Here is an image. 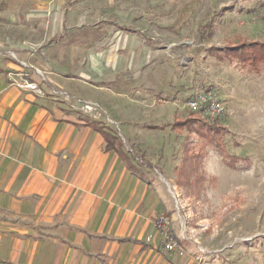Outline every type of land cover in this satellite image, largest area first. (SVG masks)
I'll return each mask as SVG.
<instances>
[{
    "label": "rangeland",
    "instance_id": "1",
    "mask_svg": "<svg viewBox=\"0 0 264 264\" xmlns=\"http://www.w3.org/2000/svg\"><path fill=\"white\" fill-rule=\"evenodd\" d=\"M73 1L118 3L125 24L148 37L113 95L83 102L115 122L121 151L133 152L164 207L155 227L168 220L159 226L179 244L167 255L121 247L117 264H264V0ZM121 49L118 66L131 63ZM197 91L223 114L189 109Z\"/></svg>",
    "mask_w": 264,
    "mask_h": 264
},
{
    "label": "crops",
    "instance_id": "2",
    "mask_svg": "<svg viewBox=\"0 0 264 264\" xmlns=\"http://www.w3.org/2000/svg\"><path fill=\"white\" fill-rule=\"evenodd\" d=\"M15 1L0 2L10 12L0 17V264H117L121 247L167 255L154 225L164 207L138 159L106 150L101 130L113 128L76 104L113 95L148 37L125 24L118 3ZM122 47L131 63L118 66ZM19 62L44 72L41 94L7 84Z\"/></svg>",
    "mask_w": 264,
    "mask_h": 264
},
{
    "label": "built area",
    "instance_id": "3",
    "mask_svg": "<svg viewBox=\"0 0 264 264\" xmlns=\"http://www.w3.org/2000/svg\"><path fill=\"white\" fill-rule=\"evenodd\" d=\"M8 55L13 60H16V56L12 52H9ZM19 65V70L8 71L6 73L7 84L11 87L17 88L20 91L41 94L38 82L45 80L44 72L38 68H29L25 62H19ZM25 69L28 71H25ZM53 95L63 97L67 100L69 99V96L66 92H54ZM76 104L79 106L80 112L89 115L93 120L111 126L112 128V125L117 127L115 122L105 115L104 111L98 104L83 102L81 100H76ZM187 107L194 111L201 110L205 115L212 118L220 117L224 112V108L216 102L213 94L211 92L204 91H197L188 100ZM103 115L106 116V120L103 118ZM113 130L114 132L118 133L115 128H113ZM164 221L168 220L160 218L159 224L163 223ZM166 233L167 232L163 234L164 237L162 238V247L164 251L168 254L177 252L178 241L174 236Z\"/></svg>",
    "mask_w": 264,
    "mask_h": 264
},
{
    "label": "trees",
    "instance_id": "4",
    "mask_svg": "<svg viewBox=\"0 0 264 264\" xmlns=\"http://www.w3.org/2000/svg\"><path fill=\"white\" fill-rule=\"evenodd\" d=\"M231 48H234V46H232ZM242 48H238V51L242 52V50H240ZM249 52V51H248ZM252 52V50H251ZM239 55V54H238ZM180 123V122H179ZM94 126L96 129H99L101 130L103 127L98 124H95V125H92ZM103 135H104V140H105V149L110 151V150H115L116 152L120 153V155L122 154V145L121 143L119 142L117 136L113 133V132H109V131H106V130H101ZM159 221V220H158ZM160 226H159V222H158V231L161 235H163L165 233V230L161 229ZM168 234L172 235V233H169ZM173 236V235H172ZM162 239V238H161ZM179 244V243H178ZM162 247V246H161ZM159 252H161L160 248L158 249Z\"/></svg>",
    "mask_w": 264,
    "mask_h": 264
}]
</instances>
